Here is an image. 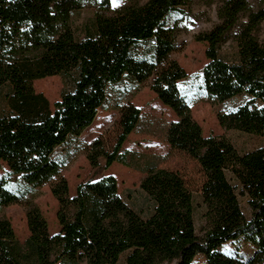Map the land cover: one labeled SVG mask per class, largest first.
I'll list each match as a JSON object with an SVG mask.
<instances>
[{
	"label": "trees",
	"instance_id": "obj_1",
	"mask_svg": "<svg viewBox=\"0 0 264 264\" xmlns=\"http://www.w3.org/2000/svg\"><path fill=\"white\" fill-rule=\"evenodd\" d=\"M215 5L217 23L195 37L205 46L201 79L205 95L220 103L245 97L233 112L220 114L219 127L263 141L240 154L221 136L203 137L181 95L185 71L170 57L177 48L178 21L190 14L193 0L132 1L113 10L111 0H10L7 20L26 24L33 59L0 67V95L7 110L0 116V163L30 189L49 186L57 202L59 232L50 235L40 209L27 204L28 236L16 240L8 220L0 218V264H264V0H198ZM93 9L76 32L73 18ZM80 34V36H79ZM12 33L0 23V51L12 47ZM57 76L64 90L52 105L32 86ZM149 88L172 113L166 143L194 159L204 175L200 187L204 226L195 231L192 194L176 172L150 168L140 182L146 216L127 206L116 180L106 176L83 182L74 195L53 154L70 137H79L106 102L107 91L123 79ZM119 130L110 152L93 141L86 160L108 168L122 164V144L137 126L133 105L120 112ZM0 180V207L19 201ZM238 197L246 200L249 216ZM242 239L251 249L246 259L219 249Z\"/></svg>",
	"mask_w": 264,
	"mask_h": 264
},
{
	"label": "rangeland",
	"instance_id": "obj_2",
	"mask_svg": "<svg viewBox=\"0 0 264 264\" xmlns=\"http://www.w3.org/2000/svg\"><path fill=\"white\" fill-rule=\"evenodd\" d=\"M9 1L0 0V23L11 31L13 43L9 50L0 51V67L5 62L33 59L35 56L31 50L28 26L26 24L15 25L7 20L5 6ZM132 1L144 3L147 0H117L118 6L115 7L111 0V6L113 10H118ZM250 2L255 4L256 0H250ZM192 4L190 14H171L167 19L169 24L174 21L179 23L176 34L177 48L170 59L176 61L186 74V78L179 83L181 95L186 99L192 118L200 127L203 137L223 136L240 154L250 152L261 146L263 141L238 131H226L218 124L220 114L233 112L245 102L246 98L236 97L219 104L208 98L203 90L201 75L206 64L205 46L195 41V37L217 23L216 6H208L198 0H193ZM93 14V9H85L73 18L75 31L79 32V28L90 21ZM149 85L150 82L138 85L126 78L119 84L111 86L107 91V100L98 109L94 122L84 129L79 137H70L65 144L59 146L53 156L62 165L61 176L67 182L70 196L74 195L76 186L83 182H95L103 177L112 176L116 180V188L122 200L142 216H146L148 206L144 194L139 190V185L145 178L146 171L150 168H161L176 172L192 194L195 231L200 234L204 226L201 218L203 205L200 193L204 175L194 159L189 158L183 152L172 150L166 143L167 127L174 122L175 114L155 97ZM32 86L51 105L58 101L64 90V85L57 76L35 80ZM129 104L138 109L140 119L135 130L122 144V164L114 162L107 168L105 161L100 158L98 168H92L85 157L89 145L100 139L107 152L112 150L120 133V112ZM6 110V102L0 95V116ZM1 179L7 180L6 188L19 198L15 204L0 207V218L9 221L16 240L22 244L28 236L25 209L27 204L40 209L50 235L59 232V225L56 221L57 202L49 192L48 185L37 189L27 188L18 177L10 175L7 166L2 163H0ZM238 201L242 213L248 217L249 208L246 200L238 197ZM219 250L239 260H246L252 253L251 247L242 239L234 243H226ZM123 262L124 255L117 264H123ZM192 264H205V260L203 256L197 255Z\"/></svg>",
	"mask_w": 264,
	"mask_h": 264
},
{
	"label": "snow or ice",
	"instance_id": "obj_3",
	"mask_svg": "<svg viewBox=\"0 0 264 264\" xmlns=\"http://www.w3.org/2000/svg\"><path fill=\"white\" fill-rule=\"evenodd\" d=\"M113 6H118L117 0H112Z\"/></svg>",
	"mask_w": 264,
	"mask_h": 264
}]
</instances>
